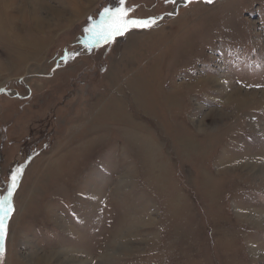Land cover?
<instances>
[{"label":"rangeland","instance_id":"obj_1","mask_svg":"<svg viewBox=\"0 0 264 264\" xmlns=\"http://www.w3.org/2000/svg\"><path fill=\"white\" fill-rule=\"evenodd\" d=\"M119 6L0 0V264H264V0Z\"/></svg>","mask_w":264,"mask_h":264},{"label":"snow or ice","instance_id":"obj_2","mask_svg":"<svg viewBox=\"0 0 264 264\" xmlns=\"http://www.w3.org/2000/svg\"><path fill=\"white\" fill-rule=\"evenodd\" d=\"M126 0H120V6L116 9L105 8L101 14V21L98 25H94L86 32L91 33L93 43H98L101 40L105 43L114 40L115 37L123 36L131 30H146L157 24L155 18L139 19L130 18L128 13L134 9L124 7ZM177 0H165V3L175 4ZM187 3H192L193 0H186ZM206 3H211L212 0H205ZM172 15V13H168ZM23 167L16 168L12 171L6 188V194L0 196V261L5 253L4 240L7 236L9 220L14 211L13 196L18 189L20 176L22 175Z\"/></svg>","mask_w":264,"mask_h":264},{"label":"bare ground","instance_id":"obj_3","mask_svg":"<svg viewBox=\"0 0 264 264\" xmlns=\"http://www.w3.org/2000/svg\"><path fill=\"white\" fill-rule=\"evenodd\" d=\"M239 93H240V92H239ZM232 98H233V97H232ZM233 100H234V101H237V100H240V99H235V98H233ZM238 106H239V105H238Z\"/></svg>","mask_w":264,"mask_h":264}]
</instances>
